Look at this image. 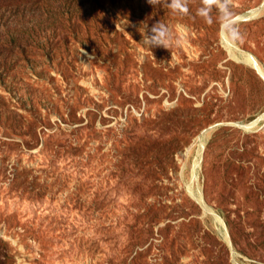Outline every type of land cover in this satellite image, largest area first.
<instances>
[{
	"label": "rangeland",
	"instance_id": "rangeland-1",
	"mask_svg": "<svg viewBox=\"0 0 264 264\" xmlns=\"http://www.w3.org/2000/svg\"><path fill=\"white\" fill-rule=\"evenodd\" d=\"M200 6L0 0V264H264V0Z\"/></svg>",
	"mask_w": 264,
	"mask_h": 264
},
{
	"label": "clouds",
	"instance_id": "clouds-1",
	"mask_svg": "<svg viewBox=\"0 0 264 264\" xmlns=\"http://www.w3.org/2000/svg\"><path fill=\"white\" fill-rule=\"evenodd\" d=\"M148 3L154 8H167L172 13L181 16H187L190 13L189 0H148ZM230 6L231 0H201V6L197 8V15L201 17L206 23H211L214 12H216L218 17L221 19L230 17ZM226 31L233 39H240L239 31L237 28H235V26L229 25ZM170 39L171 29L168 25L159 21L152 25V27L149 29L147 24L144 23L142 40L144 46H146L148 50L153 47L166 48V45L170 42Z\"/></svg>",
	"mask_w": 264,
	"mask_h": 264
},
{
	"label": "water",
	"instance_id": "water-1",
	"mask_svg": "<svg viewBox=\"0 0 264 264\" xmlns=\"http://www.w3.org/2000/svg\"><path fill=\"white\" fill-rule=\"evenodd\" d=\"M260 75H263V73H262V72H260Z\"/></svg>",
	"mask_w": 264,
	"mask_h": 264
}]
</instances>
